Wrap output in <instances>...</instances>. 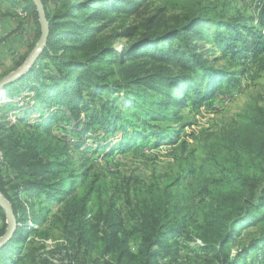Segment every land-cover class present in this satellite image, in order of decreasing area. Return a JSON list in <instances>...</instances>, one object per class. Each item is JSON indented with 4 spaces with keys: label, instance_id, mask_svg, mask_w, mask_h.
Wrapping results in <instances>:
<instances>
[{
    "label": "trees",
    "instance_id": "1",
    "mask_svg": "<svg viewBox=\"0 0 264 264\" xmlns=\"http://www.w3.org/2000/svg\"><path fill=\"white\" fill-rule=\"evenodd\" d=\"M144 2L62 0L61 12L44 5L48 36L42 53L0 91L4 95L1 113L6 108L17 114L19 123L0 121L6 173H0V193L12 205L17 223L0 247V264H51L31 254L33 238H46L43 229L52 225L51 220L65 234L66 244L57 255L65 253L66 264L79 259L90 264H166L175 237H188L194 229L210 263L239 264L259 246L262 254L258 252L254 259L264 258L263 108L250 111L245 124L227 132L225 151L213 163L222 180L217 188L204 186L208 196L200 208L178 193L185 182L179 175L170 189L140 193L129 227L110 198H91L94 183L84 194L77 192L78 182L88 179L89 170L85 164L76 165L74 154L85 161L81 156L97 152L85 145V138L100 132L107 141L109 135L120 133L114 145L107 144V154L135 150L149 137L154 146L160 136L147 122L176 124L177 110L185 101L191 99L195 106L212 98L220 84L235 85L234 72L214 70L208 64L204 55L209 51L203 44L210 43L212 52L230 53L235 60L257 58L264 50V26L239 25L209 15L201 6L169 18L157 10L126 27L119 35L135 41L122 53L112 47V37H99L121 16L140 17ZM29 9L37 18L34 8ZM263 15L264 7L260 18ZM137 108L139 114L133 110ZM82 112L88 117L84 126L79 123ZM66 122L77 137L73 145L51 133L55 125L66 129ZM178 137L177 132L164 134L170 143ZM188 171L192 187H200L205 180L202 168L188 164ZM52 205L60 208L56 215L50 214ZM0 214L6 220L1 208ZM87 214L91 220L85 218ZM244 229L256 230V236L237 257H231L230 245ZM67 245L73 252L67 253ZM56 262L65 264L63 258Z\"/></svg>",
    "mask_w": 264,
    "mask_h": 264
},
{
    "label": "rangeland",
    "instance_id": "2",
    "mask_svg": "<svg viewBox=\"0 0 264 264\" xmlns=\"http://www.w3.org/2000/svg\"><path fill=\"white\" fill-rule=\"evenodd\" d=\"M40 1L43 9L45 5L48 10L62 11V0ZM28 6L34 8L36 12V7L31 0H0V80L24 63L40 37L38 16L35 18V14L31 13L32 9L26 8ZM199 6L209 15L224 20H235L239 25L244 24L249 28L264 26V15L260 18L264 0H145L139 12L140 17L121 16L108 25L99 37H112V47L122 53L135 41V39L119 35L126 27L136 25L142 18L157 10L169 18L172 14L184 12L192 7L196 10ZM176 44L177 42L174 41L173 45ZM240 45L242 43H237L238 47ZM203 46L206 51H209L204 57L214 70L235 73V85L220 84L212 98L195 106L192 105L191 99L188 100L189 102L185 101L184 107L177 110L180 120L176 124L147 122L157 128L156 132L160 136L154 146L150 144L151 137H149L147 143L140 145L137 143L135 150L122 153L114 151L107 154L110 150L107 144L111 142L114 145L116 138L121 134L118 133L112 137L109 135V140L104 141L100 132H96L90 138H85L84 142L86 146L92 147L97 152L81 156L86 157L85 161L78 154H74L76 165L81 168L85 164L89 170L88 179L83 183L78 182V194L80 192L84 194L89 184L94 183L91 198L103 200L110 198L120 211L124 225L127 227L133 220L132 209L136 207V199L140 193L165 187L170 189L171 181L178 175L185 179V182L177 188L178 193L188 204L200 208L208 196L204 186L217 188L222 180L219 168L216 169L213 163L215 159H220L222 152L225 151L222 147L226 143L227 132L237 125L245 124L250 111L257 107L264 109V50L257 58L248 56L247 58L238 57L235 60L230 53L223 55L219 51L212 52L214 47L210 43H205ZM2 96L4 97L0 95V99H4ZM99 104L100 101H97V106ZM3 110L5 113H1L0 110V121L15 123L19 126L16 120L17 114L9 112L6 108ZM133 110L135 113H140L138 108ZM125 117L129 118V115ZM87 122L88 117L85 112L80 113L81 126ZM69 124L64 125L66 129H60L55 125L51 128V133L54 137L64 139L73 145L77 137L71 130L73 126ZM19 130L25 131L23 127H19ZM140 130L146 131V127L141 126ZM168 131L177 132L179 137L175 143H170V140L166 142L164 134ZM96 137H99V140ZM188 164L202 168V178L205 180L198 188L192 187L193 182L188 171ZM0 173L6 174L4 154L1 148ZM59 210V206L52 205L50 214L56 215ZM85 218L91 220L90 214H87ZM5 219L3 220L0 214V235L2 231L6 232L8 229L6 216ZM50 223L52 225L46 224L43 229L48 233L46 238L38 236L33 238L31 254L35 258L47 259L51 264H58L53 262L63 258L66 264L65 253L61 256L57 255L61 245L66 244L65 234L61 232L59 224L54 226L52 220ZM196 234L198 232L194 229L188 237H175V244L172 245L168 260L164 259L165 263L216 264L210 263L211 257L202 250L204 244ZM255 236L256 230L254 229H244L236 235L230 245L231 257H237ZM257 248L247 254L239 264H264L263 255L256 261L254 259L255 255L259 254L258 252L262 254L261 246ZM66 249L68 254L73 252L68 245ZM74 264L90 263H84L79 259Z\"/></svg>",
    "mask_w": 264,
    "mask_h": 264
},
{
    "label": "water",
    "instance_id": "3",
    "mask_svg": "<svg viewBox=\"0 0 264 264\" xmlns=\"http://www.w3.org/2000/svg\"><path fill=\"white\" fill-rule=\"evenodd\" d=\"M36 7V12L38 16V23L40 26V37L36 42L34 48L32 49L31 53L28 55L24 63L8 74L6 77L0 80V91L3 87L10 84L14 80L20 78L35 62L37 57L42 53L48 36V23L45 17V12L40 0H31ZM0 208L4 212L7 221H8V229L4 233V235L0 238V247L5 244V242L10 238L12 233L15 231L17 223L13 213L12 205L7 201L3 195L0 193Z\"/></svg>",
    "mask_w": 264,
    "mask_h": 264
}]
</instances>
